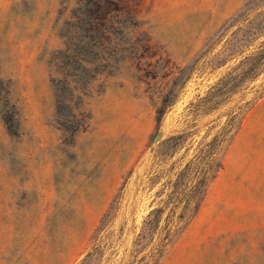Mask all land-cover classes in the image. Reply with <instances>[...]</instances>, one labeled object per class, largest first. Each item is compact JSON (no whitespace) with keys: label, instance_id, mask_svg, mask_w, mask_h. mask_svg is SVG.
<instances>
[{"label":"rangeland","instance_id":"rangeland-1","mask_svg":"<svg viewBox=\"0 0 264 264\" xmlns=\"http://www.w3.org/2000/svg\"><path fill=\"white\" fill-rule=\"evenodd\" d=\"M263 45L264 0H0V264H264Z\"/></svg>","mask_w":264,"mask_h":264},{"label":"trees","instance_id":"trees-1","mask_svg":"<svg viewBox=\"0 0 264 264\" xmlns=\"http://www.w3.org/2000/svg\"><path fill=\"white\" fill-rule=\"evenodd\" d=\"M245 63L247 65L245 74H252L253 77H256L258 73L261 72L260 68L264 64V45L261 50L247 58V61Z\"/></svg>","mask_w":264,"mask_h":264}]
</instances>
